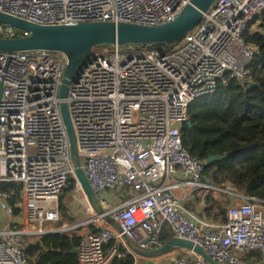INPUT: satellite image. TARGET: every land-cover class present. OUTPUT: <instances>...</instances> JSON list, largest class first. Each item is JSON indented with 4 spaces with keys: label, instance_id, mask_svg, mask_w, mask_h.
<instances>
[{
    "label": "built area",
    "instance_id": "2783aa9c",
    "mask_svg": "<svg viewBox=\"0 0 264 264\" xmlns=\"http://www.w3.org/2000/svg\"><path fill=\"white\" fill-rule=\"evenodd\" d=\"M191 0H0V13L41 26L125 22L160 26ZM264 0H217L200 23L169 50L114 45L81 68L60 97L68 57L0 52V264H34L27 237L77 233L79 264H110L129 255L168 264H210L186 248L143 255L173 238L201 247L221 264H249L264 253V200L202 181L207 162L184 147L181 128L200 96L219 81L249 87L257 49L246 42ZM29 33L0 24V38ZM69 107L78 156L97 195V210L76 175L61 104ZM235 199L225 224L190 206L196 192ZM131 197L121 200L125 193ZM20 209V213H16ZM22 222H18V221ZM113 244L109 250L106 248ZM142 251V252H141Z\"/></svg>",
    "mask_w": 264,
    "mask_h": 264
},
{
    "label": "trees",
    "instance_id": "16d2710c",
    "mask_svg": "<svg viewBox=\"0 0 264 264\" xmlns=\"http://www.w3.org/2000/svg\"><path fill=\"white\" fill-rule=\"evenodd\" d=\"M246 42L257 49L249 65L250 85L245 88L236 80L219 81L215 90L198 97L190 106L192 126L181 128L184 147L201 162H208L202 177L219 188H230L251 199L264 200V13L249 25L244 35ZM176 43L160 50L169 51ZM124 50H148L153 46H124ZM103 47L93 50V56L104 52ZM253 85V86H251ZM1 189L15 191L12 204L20 201L21 186L2 184ZM196 200L203 205L200 216L214 223L228 222L232 200L219 191L196 192ZM131 197V195H129ZM16 209V213H20ZM173 239L166 229L162 241ZM77 233L48 234L27 243L26 254L34 264H79L73 251L80 245ZM113 244L106 249L109 250ZM122 258H114L110 264H136L134 256L124 249ZM249 264L264 260L263 253L253 251L247 257Z\"/></svg>",
    "mask_w": 264,
    "mask_h": 264
},
{
    "label": "water",
    "instance_id": "95a60500",
    "mask_svg": "<svg viewBox=\"0 0 264 264\" xmlns=\"http://www.w3.org/2000/svg\"><path fill=\"white\" fill-rule=\"evenodd\" d=\"M217 0H191V3L173 21L160 26H146L134 23L92 22L77 25L41 26L24 20L13 18L0 13V24H5L29 33L28 36L19 38H0V52H35L48 51L62 53L68 57V65L65 71L60 97L65 99L68 94V86L74 82L81 68L93 57V50L103 47L105 50L114 45L119 46H153L160 49L168 44H174L188 35L201 21L203 14L207 12ZM253 86V85H251ZM61 113L70 138L71 157L75 161L79 178L83 189L93 206L101 210L97 195L93 192L88 179L81 168L78 156L76 136L71 121L69 107L66 102L61 104ZM191 127L192 122L186 123ZM210 159L208 162L213 161ZM204 183L213 184L204 177ZM226 188L231 184L227 183ZM233 200L234 198L231 197ZM18 222H22L21 220ZM186 248L201 255L210 264H221L211 258L201 247L192 242L173 238L163 248L147 252L148 256L168 254L172 249ZM78 254V248L73 251ZM264 264V261L259 263Z\"/></svg>",
    "mask_w": 264,
    "mask_h": 264
},
{
    "label": "crops",
    "instance_id": "0c3cea01",
    "mask_svg": "<svg viewBox=\"0 0 264 264\" xmlns=\"http://www.w3.org/2000/svg\"><path fill=\"white\" fill-rule=\"evenodd\" d=\"M204 192V191H203ZM241 192H243V193H245L244 191H241ZM206 193V192H205ZM129 193L127 192V193H125L124 194V196L122 197H120V198H122L121 200H124V199H126V198H128L129 197ZM230 198H231V196H230ZM232 200V199H231ZM235 201V199H233L232 200V204H231V206L233 205V202ZM190 206L193 208V209H195V210H197V211H201L202 210V208H203V205L202 204H200V203H198L197 202V200H196V196L194 195V199L190 202ZM230 206V207H231ZM142 252V251H141ZM143 255H146L147 253L146 252H143L142 253ZM263 255H264V253H263ZM136 259V264H168L167 262L166 263H164V261H161V262H155V261H148L147 259H137V258H135ZM264 261V260H263ZM262 261V262H263ZM261 263V262H260ZM259 264V263H258Z\"/></svg>",
    "mask_w": 264,
    "mask_h": 264
},
{
    "label": "rangeland",
    "instance_id": "374dc122",
    "mask_svg": "<svg viewBox=\"0 0 264 264\" xmlns=\"http://www.w3.org/2000/svg\"><path fill=\"white\" fill-rule=\"evenodd\" d=\"M196 212L199 213V211H197V210H196ZM26 240H27V243H30V242H34V241H36V239L31 238V237H27Z\"/></svg>",
    "mask_w": 264,
    "mask_h": 264
}]
</instances>
